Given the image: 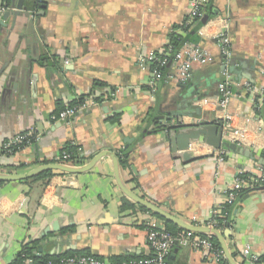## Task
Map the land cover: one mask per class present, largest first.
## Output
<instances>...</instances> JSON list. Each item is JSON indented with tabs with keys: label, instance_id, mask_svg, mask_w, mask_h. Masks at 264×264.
I'll return each instance as SVG.
<instances>
[{
	"label": "crops",
	"instance_id": "1",
	"mask_svg": "<svg viewBox=\"0 0 264 264\" xmlns=\"http://www.w3.org/2000/svg\"><path fill=\"white\" fill-rule=\"evenodd\" d=\"M9 2L30 15L0 20V146L23 133L38 140L0 154V174L63 164L67 144L78 146L83 158L69 167L103 157L82 174L51 171L44 185L0 183V264H11L32 243L37 259L83 251L108 262L148 257L146 231L164 229L165 221L122 194L114 158L132 193L194 226L209 223L238 174L256 179L261 185L244 189L249 193L230 209L229 228L217 231L228 230L224 243L235 263L264 264L258 263L264 255V0H208L198 29L187 23L191 0H42L38 10L37 0ZM224 32L231 50L226 61L214 38ZM173 33L207 61L192 63L182 84L172 59L150 87L152 66L140 57L163 51ZM224 70L230 130L243 141L225 137L217 109ZM88 95L100 101L69 120L52 118L57 104ZM213 131L221 137L218 149L207 144ZM165 264L218 263L176 247Z\"/></svg>",
	"mask_w": 264,
	"mask_h": 264
},
{
	"label": "built area",
	"instance_id": "2",
	"mask_svg": "<svg viewBox=\"0 0 264 264\" xmlns=\"http://www.w3.org/2000/svg\"><path fill=\"white\" fill-rule=\"evenodd\" d=\"M7 0H0V20L2 16L7 12L12 10L7 2ZM37 2L42 3V0H37ZM208 3V0H191L189 18L187 23L194 25V23H199L204 18L203 8ZM215 41L217 46L221 51L222 57L225 59L230 58V41L226 33H219L215 35ZM170 57L178 63V81L185 84L189 78V68L192 63H205L207 61V56L199 49V47H187L186 45L178 52L171 54V49L168 47L160 52H148L140 57L141 64H148L152 66L151 79L149 81V86L153 87L156 83L162 80V69L167 66ZM181 60H184L183 62ZM223 80L218 84L219 98L217 100V109L221 113V120L225 123L224 131L226 132L225 137L227 139H236L238 141H243L244 137L242 133L238 135L232 133L230 130L232 115L228 112V104L231 98V91L228 84V74L224 70L222 72ZM246 90L250 91V87L246 86ZM259 97L264 100V87L259 93ZM96 103L92 100L84 101L80 106L66 109L61 115L60 120H69L77 115L82 109H86L89 106H93ZM204 104H207L204 101ZM262 124L261 121H258ZM264 135V129H263ZM38 140L33 134H19L6 142L3 149L9 152L11 146L25 145L28 146ZM260 148L264 153V143H261ZM264 157V154H263ZM61 161L63 165H68L70 163L69 155L63 153L61 155ZM239 175V174H238ZM237 175V176H238ZM236 178L234 179L232 185L225 191L224 203L223 204H233L238 196V192L244 189H250L254 186V180L248 179L247 181ZM223 208L222 205L214 209L211 213V218L206 227L215 229L216 223L212 220L215 217L220 216V211ZM217 230V229H215ZM146 239L148 246L150 248V255L146 258L140 260H127L122 262H108L104 260H99L91 256H72L60 258L57 261H49L46 264H165L166 259L173 248H189L195 251H201L203 254L208 255L214 262L229 264L222 251L215 248L212 238L210 236H203L195 234L188 231L181 230L180 232L170 235L169 233L163 231V229H158L156 227H150L146 231ZM244 258L247 260L248 250L243 252ZM250 263H257V259L247 260Z\"/></svg>",
	"mask_w": 264,
	"mask_h": 264
},
{
	"label": "trees",
	"instance_id": "3",
	"mask_svg": "<svg viewBox=\"0 0 264 264\" xmlns=\"http://www.w3.org/2000/svg\"><path fill=\"white\" fill-rule=\"evenodd\" d=\"M8 5H10V2L9 0L6 1ZM42 3H39V2H35V10H38L40 7H41ZM206 9L204 8L203 9V12H204V18L196 25V29H198L204 22V19H205V11ZM189 27H186V25H183L182 27V30L183 31H188ZM183 45H185V41H184V38L180 35H177L176 33H173L169 36V43L167 45V47L165 49H167L168 47L171 49V54H174L176 52H178L182 47ZM172 60V57H170L169 61ZM88 98L92 99V101L94 102H99L100 99H94L93 97L91 96H83V97H80L77 101L69 104L68 106H65L63 107V105L60 106V104H57L56 105V112L54 113V116L52 115V118L54 119H59L60 118V115L66 110V109H69V108H73V107H76V106H80L81 104L84 103L85 100H87ZM6 143V142H5ZM4 143V144H5ZM0 146V154L1 155H11V154H14L16 153L17 151L23 149L25 147V145H17V146H11L9 148V152H6L4 149H3V146ZM79 147L78 146H75V145H72V144H67L65 145V147L61 150L60 152V156L65 153L67 155H69L70 157V160L71 162L74 164V165H79L81 163V161L83 160V158L79 155ZM126 152V151H124ZM264 154V153H263ZM118 161L120 163V165H124L125 161H126V155L125 153L122 155H120L118 157ZM52 176V173L51 172H44V173H41L37 176H35L34 178L32 179H28L27 181H25L24 183H27V182H33V183H36V182H42L43 185L46 184V182L48 181V179ZM238 179H241V180H245L247 181L248 179H252L250 175L246 174V173H241L237 176ZM253 184H258L259 186L261 185L260 182H258L256 179L254 180V183ZM262 185H264V183H262ZM249 191L248 190H241L238 192V196H237V200L241 199L244 195L248 194ZM236 201L234 203H236ZM233 204H222L223 208L221 209L220 211V216L219 217H215L213 218L212 220L216 223V226H215V229L219 230V231H223L227 228H229V213H230V209L232 208V206L234 205ZM131 206L128 205L127 203H124L123 204V209L125 208H130ZM163 231L169 233L170 235H174L175 233L177 232H180L181 230L176 228L175 226H173L172 224L168 223V222H164V229ZM215 246L216 249L220 250V247L219 245L217 244L216 240L212 238L211 240ZM33 251H34V246H33V243L32 244H26V245H23L20 249V251L18 252V254L16 255L14 261L11 263V264H25L28 260H30L32 262V264H46L47 262L49 261H57L59 260L60 258H65V257H72V256H90L87 252L83 251V252H77V253H68V254H65L64 256H45V257H42V258H34L33 257ZM135 260V259H133ZM137 260V259H136ZM122 261H127L126 260H119V261H116V262H122ZM258 263H264V255L258 259ZM220 264H226V263H220Z\"/></svg>",
	"mask_w": 264,
	"mask_h": 264
},
{
	"label": "water",
	"instance_id": "4",
	"mask_svg": "<svg viewBox=\"0 0 264 264\" xmlns=\"http://www.w3.org/2000/svg\"><path fill=\"white\" fill-rule=\"evenodd\" d=\"M24 11L25 10L22 7H12V10L7 11L2 16L1 19L3 21L4 17L6 15H9V14H23V13L28 14V13H25ZM28 15H30V13ZM217 134H218V131H217V133H216V131H213L211 136L207 137V144L213 148H216V149H218L220 147V140H221V137L218 136ZM185 145H186V143H185ZM102 157H103L102 154L97 155L96 157L91 159L88 164H86L83 167H78V168L65 166L63 164H45V165L38 166V167L28 171V172L21 173V174H0V183L21 182V181H25L28 179H32L41 173L51 172V171L66 173L69 175L82 174V173L89 171ZM183 160L184 161L190 160V155L184 154ZM112 164H113V174H114L115 182H116L119 190L122 192V194L127 199H129L131 202L135 203L136 205L144 208L145 210L151 212L152 214L160 217L165 222H168V223L174 225L175 227H177L180 230L192 232V233L203 235V236H210L211 238H213L217 241L226 261L229 264H237L234 262V260L230 256V254H229V252L225 246V243H224V238L229 236L228 230L221 233L215 229H211V228H208L206 226L190 225V224L184 223V222L172 217L171 215H169L166 212L157 208L155 205L149 203L148 201H146V200L142 199L141 197H138L134 193H132L122 183V181L120 179L118 162H117L116 158H114L112 160Z\"/></svg>",
	"mask_w": 264,
	"mask_h": 264
}]
</instances>
